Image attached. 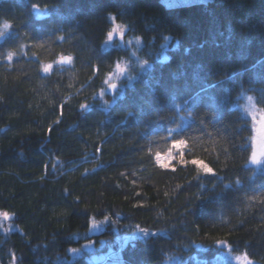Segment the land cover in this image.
<instances>
[{
	"label": "trees",
	"instance_id": "obj_1",
	"mask_svg": "<svg viewBox=\"0 0 264 264\" xmlns=\"http://www.w3.org/2000/svg\"><path fill=\"white\" fill-rule=\"evenodd\" d=\"M113 17L149 63L116 99L104 80L129 49L106 47ZM5 21L0 210L15 227L0 232V264H94L88 253L59 258L104 218L157 232L128 242L123 264H233L218 240L264 264V162L249 165L253 130L232 107L250 92L264 108V0H0V29ZM68 55L71 65L42 72ZM176 140L187 141L186 163L161 168L156 155Z\"/></svg>",
	"mask_w": 264,
	"mask_h": 264
},
{
	"label": "rangeland",
	"instance_id": "obj_2",
	"mask_svg": "<svg viewBox=\"0 0 264 264\" xmlns=\"http://www.w3.org/2000/svg\"><path fill=\"white\" fill-rule=\"evenodd\" d=\"M209 0H163V2L171 7V6H177V5H186V4H191V3H196V2H206ZM38 13H41L39 11ZM115 23H118L117 21H113L112 18V25L110 30L115 26ZM121 24V23H120ZM123 25V24H122ZM125 26V25H124ZM0 31H4L3 27L0 29ZM7 31H4L3 35L0 36V40L3 39L7 33ZM134 36H131L128 34L127 27L125 26V31H124V39H121V37L117 34L114 36V39L112 41L106 42L105 45L107 48H112V47H125L129 49V55L126 59H128L131 67L129 68V72L122 73L118 68L117 65H121L122 67L125 68V70H128V64L125 62V59H121L120 61H117L111 71L107 74L104 84H105V89L104 93H108V86L110 84L115 83L117 85V89L110 94L113 99H116L123 91V80L129 81L131 83L137 76V72L145 69L146 67L149 66V63L147 62L144 64V66L141 68L138 64L139 61L143 59L139 53L140 47H141V39H140V44L136 45L134 42ZM132 40V43H129V41ZM168 40H171L169 37ZM169 41L165 44V48L168 47ZM133 50H135V57L132 55ZM167 57V54L164 53V58ZM129 73L133 77L131 80L129 79ZM104 95V94H103ZM252 96L255 99L254 94L250 92H243V94L235 101L232 103V107L235 109H238L242 112L243 116L247 119L249 125L251 126L253 130V137L251 140L252 143V150L253 147L255 146L256 151L258 154L261 151H264V124L261 123H253L251 116L249 115V112L246 104V97ZM256 103V99H255ZM257 105V103H256ZM258 109H264L262 107H259L257 105ZM257 119L259 121L260 119V114L259 111H257ZM182 128V127H181ZM184 150H175L172 149V156L173 159L171 161V167H174L177 162H180V157L181 154H183ZM165 154H159V155H167ZM157 157V155H156ZM184 157V155H183ZM264 159V157H262ZM263 162L259 165L253 164L251 160L249 159V165L253 167H261ZM95 222V226L94 223ZM14 224L11 221H4L0 220V232L7 233L11 230L14 229ZM110 228V230L114 233L113 236H108L106 238L100 237V238H94V239H87L89 236H94L98 235L101 232L105 231L106 229ZM5 229H8L5 231ZM157 232L154 230H149V229H138L134 228V230H128V231H122L117 225H116V220H112L111 218H104L101 220H96L92 219L90 223L89 229L84 232L80 233L79 237L85 238L86 241L83 242V244L80 247L76 248H70L69 249V256L68 257H60L59 261H72L76 259L77 257L88 253V257L90 261L94 264H123L122 259L120 258V251L121 249L131 240H134L137 237L141 238H146L149 237L150 235L156 234ZM220 248H221V258L226 259L231 261L233 264H241V261L237 260L238 256H242L243 254L241 253H235L231 250L229 246L225 243H220ZM75 249V251H73ZM250 259V258H249ZM251 264H259L256 260L250 259ZM165 264H187V260H183L178 256H169L165 262Z\"/></svg>",
	"mask_w": 264,
	"mask_h": 264
},
{
	"label": "clouds",
	"instance_id": "obj_3",
	"mask_svg": "<svg viewBox=\"0 0 264 264\" xmlns=\"http://www.w3.org/2000/svg\"><path fill=\"white\" fill-rule=\"evenodd\" d=\"M10 24L11 23L10 22H7V21H5L3 23V29H4V31H7L9 29V25ZM4 31H3V33H4ZM121 31H125V29H121ZM132 42H133L132 40L129 41V43H132ZM134 42H135L136 45H139L140 44V39L138 37H136V38H134ZM20 51H21V53H23V48L22 47H21ZM16 55H17V51L15 49H10L7 52L6 58H7L8 61H12L13 58ZM132 55L135 57V55H136L135 50H133ZM124 59H125V62L128 64V70L127 71L124 70V71H122V73L129 72V68L131 67L128 59H126V58H124ZM72 62H73V57H72L71 60H69V59H67V56H60L59 57V60L58 61H55V62H51V61H47L46 60V61H43L41 63L42 72L43 73H46V74H50V73H52L55 64L71 65ZM138 64L142 68L144 66V61L141 60V61L138 62ZM121 68L125 69L122 66H121ZM67 75H68V78H69V82L71 83V82H74L77 79L78 73H77V71H71V70H69L67 72ZM132 78L133 77L129 73V79L131 80ZM71 99H72V96H70V95L64 97V101L66 103L69 102V101H71ZM246 101H247L246 107H247L248 111L251 112L254 116L257 115V111H259L260 119L257 122L258 123H261V124H264V109H258L257 108V105L255 103V99L252 96L246 97ZM83 107H88V105H83ZM172 149L180 150L181 148L179 146H173L172 145L171 146V149H169L167 155H158L156 157V161H157L158 165L161 168H167L171 164V161L173 159ZM181 157H183V154H181ZM204 173H205V175H209V174L210 175H215L216 174V171H213L211 173H209V172H204ZM241 264H247V259L242 257L241 258Z\"/></svg>",
	"mask_w": 264,
	"mask_h": 264
},
{
	"label": "snow or ice",
	"instance_id": "obj_4",
	"mask_svg": "<svg viewBox=\"0 0 264 264\" xmlns=\"http://www.w3.org/2000/svg\"><path fill=\"white\" fill-rule=\"evenodd\" d=\"M34 8H38V9H41V6L39 4H34L33 5ZM45 8L47 7V5L44 6ZM113 21L115 22V18L113 17ZM11 27V24L9 25V28ZM121 29H125V26L120 24V23H115V26L107 32V42L109 41H112L114 39V36L115 35H119L121 37V39H124V31H121ZM3 35V31H0V36ZM67 59L71 60L72 59V56L71 55H68L67 56ZM147 61H144V64H146ZM117 68L120 69V71H124L125 69L121 68V66L118 64L117 65ZM110 87L115 90L117 88V85L115 83H112L110 84ZM83 107V105H82ZM249 115L251 116V119H252V122L255 124L257 123L258 119H257V115H253L252 113H249ZM173 146H179L181 149L185 148L187 146V141L186 140H176L174 143H173ZM159 154H157L158 156ZM262 157H264V151H261L259 154L258 152L256 151L255 149V146L253 147V150L251 151V155H250V160L253 164H261L262 162H264V159H262ZM180 162L181 163H186L184 157H181L180 158ZM191 164L193 165H198L200 168H202V170L204 172H213L215 171V169L210 166L209 163L203 161V160H200V159H193L190 161ZM171 167V164L167 167L169 168ZM15 214L12 213V212H9L7 210H0V220H4V221H11L12 220V217L14 216ZM94 223V226H95V222ZM8 229H5V231H7ZM218 243H223L222 240H218L217 241ZM73 251H75V249H73ZM246 258L247 259V264H251L250 262V259L247 255V253H244L242 256H238L237 257V260L241 261V258Z\"/></svg>",
	"mask_w": 264,
	"mask_h": 264
},
{
	"label": "water",
	"instance_id": "obj_5",
	"mask_svg": "<svg viewBox=\"0 0 264 264\" xmlns=\"http://www.w3.org/2000/svg\"><path fill=\"white\" fill-rule=\"evenodd\" d=\"M116 89H117V88H116ZM116 89H115V90H116ZM115 90H113L110 86H108V91H109L110 94H112Z\"/></svg>",
	"mask_w": 264,
	"mask_h": 264
}]
</instances>
